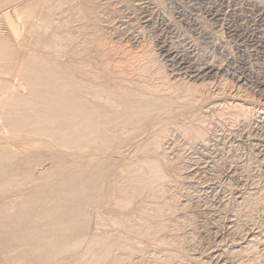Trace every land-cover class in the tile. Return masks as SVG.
Here are the masks:
<instances>
[{
  "label": "rangeland",
  "instance_id": "374dc122",
  "mask_svg": "<svg viewBox=\"0 0 264 264\" xmlns=\"http://www.w3.org/2000/svg\"><path fill=\"white\" fill-rule=\"evenodd\" d=\"M56 1L0 0V28L42 20ZM74 3L83 10L76 26L91 42L95 61L111 62L104 80L173 103L170 115L146 120L140 134L127 136L120 152L82 157L100 159L102 168L112 164L113 180L150 169L160 178L153 188L162 194L152 200L140 193L123 208L114 207L119 197L112 192L111 210L90 212L88 234L129 245V259L123 250L115 253L130 264H264V0ZM24 34L20 48L28 47ZM3 57L1 73L15 64ZM126 174L124 183H111L129 186ZM127 217L133 223L141 218L157 235L128 233L121 225Z\"/></svg>",
  "mask_w": 264,
  "mask_h": 264
},
{
  "label": "bare ground",
  "instance_id": "6f19581e",
  "mask_svg": "<svg viewBox=\"0 0 264 264\" xmlns=\"http://www.w3.org/2000/svg\"><path fill=\"white\" fill-rule=\"evenodd\" d=\"M75 1L57 0L27 27L13 20L0 28V58L15 62L0 72V264H130L115 253L123 250L129 259V245L108 234H88L90 212L111 210L112 192L119 197L114 207L123 208L140 193L162 195L152 185L160 180L154 165L155 178L150 169L125 172L131 182L125 186L124 174L114 177L123 183H111L112 164L102 168L100 159L82 158L116 153L144 121L171 113L172 102L104 80L111 62L95 61L91 42L76 26L84 16ZM22 33L29 35L27 48L19 47ZM137 219L123 218L121 225L128 233L157 235L154 226Z\"/></svg>",
  "mask_w": 264,
  "mask_h": 264
}]
</instances>
